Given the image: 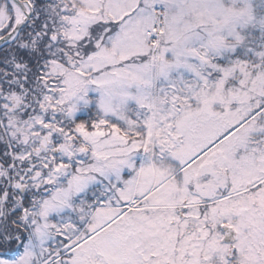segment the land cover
Here are the masks:
<instances>
[{
	"label": "snow or ice",
	"instance_id": "1",
	"mask_svg": "<svg viewBox=\"0 0 264 264\" xmlns=\"http://www.w3.org/2000/svg\"><path fill=\"white\" fill-rule=\"evenodd\" d=\"M0 264H264V0H0Z\"/></svg>",
	"mask_w": 264,
	"mask_h": 264
}]
</instances>
